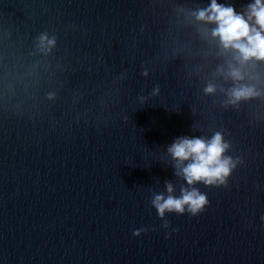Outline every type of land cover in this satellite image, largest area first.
I'll return each mask as SVG.
<instances>
[{"label": "water", "instance_id": "obj_1", "mask_svg": "<svg viewBox=\"0 0 264 264\" xmlns=\"http://www.w3.org/2000/svg\"><path fill=\"white\" fill-rule=\"evenodd\" d=\"M209 3L0 0V264H264V61L228 103ZM216 132L234 167L189 186L168 146ZM168 183L207 203L158 215Z\"/></svg>", "mask_w": 264, "mask_h": 264}, {"label": "clouds", "instance_id": "obj_2", "mask_svg": "<svg viewBox=\"0 0 264 264\" xmlns=\"http://www.w3.org/2000/svg\"><path fill=\"white\" fill-rule=\"evenodd\" d=\"M195 18L214 25L211 36L218 42L224 51H231L235 64H229L227 75L235 82L228 91V103L236 104L241 99L257 95L254 86L241 83L244 75L240 66L250 60L264 61V0H253L242 12H237L232 5L210 3L196 10ZM55 38H49L46 33L38 37V47L47 52L54 45ZM206 92L214 91L213 85H208ZM228 148L220 132L210 138L180 136L169 146L168 153L176 162L177 174L183 175L189 186L198 182L206 185L222 184L229 175L234 162L224 155ZM167 195H155L152 203L158 215L163 216L165 211L183 213L185 209L193 215L200 212L207 198L195 187L181 190L179 196L173 195L171 183L166 185ZM137 234L136 231L133 233Z\"/></svg>", "mask_w": 264, "mask_h": 264}]
</instances>
